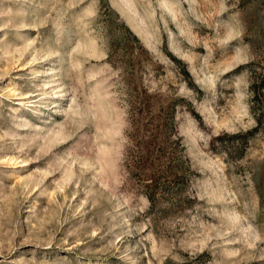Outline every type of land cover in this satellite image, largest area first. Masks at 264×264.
Instances as JSON below:
<instances>
[{
    "label": "rangeland",
    "instance_id": "374dc122",
    "mask_svg": "<svg viewBox=\"0 0 264 264\" xmlns=\"http://www.w3.org/2000/svg\"><path fill=\"white\" fill-rule=\"evenodd\" d=\"M0 264H264V0H0Z\"/></svg>",
    "mask_w": 264,
    "mask_h": 264
}]
</instances>
